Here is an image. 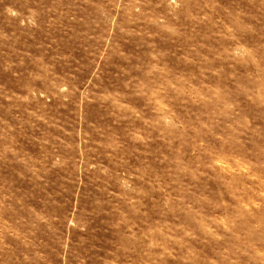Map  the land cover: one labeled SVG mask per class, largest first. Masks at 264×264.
<instances>
[{"label":"rangeland","instance_id":"1","mask_svg":"<svg viewBox=\"0 0 264 264\" xmlns=\"http://www.w3.org/2000/svg\"><path fill=\"white\" fill-rule=\"evenodd\" d=\"M0 264H264V0H0Z\"/></svg>","mask_w":264,"mask_h":264}]
</instances>
